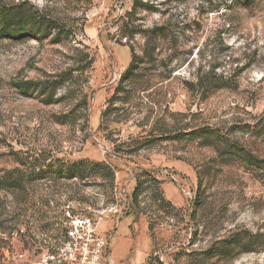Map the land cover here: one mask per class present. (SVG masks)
Segmentation results:
<instances>
[{
	"label": "rangeland",
	"instance_id": "rangeland-1",
	"mask_svg": "<svg viewBox=\"0 0 264 264\" xmlns=\"http://www.w3.org/2000/svg\"><path fill=\"white\" fill-rule=\"evenodd\" d=\"M21 2L63 32L0 38V180L29 176L19 191L0 186V264H35L60 245L67 204L108 241L123 221L120 264H264V0L0 5ZM131 48L140 80L111 105ZM80 160L105 161L113 176L48 166ZM110 243L104 264H115Z\"/></svg>",
	"mask_w": 264,
	"mask_h": 264
},
{
	"label": "trees",
	"instance_id": "trees-1",
	"mask_svg": "<svg viewBox=\"0 0 264 264\" xmlns=\"http://www.w3.org/2000/svg\"><path fill=\"white\" fill-rule=\"evenodd\" d=\"M254 0H236L238 3H242L245 7L250 6V4ZM143 5L141 0H133L132 2V9L135 10L137 6ZM53 30H57V35L59 32H63V29L60 28V25L57 23L56 20L50 18L48 15L39 12L38 10H31L30 8H27L24 3H16V4H10V5H0V38H23V37H35L38 39L48 37L51 35V32ZM147 33L150 37L157 36L160 33V29L157 27L151 28L147 30ZM148 38V37H147ZM148 45V43H147ZM144 54V53H143ZM151 50L147 51L145 53V56H151ZM143 56V55H142ZM142 57L134 53V50L131 48V59L130 62L121 75L119 82L115 88V91L111 98L109 99V104L112 105V102L114 99L118 100H128L130 98V90H128V87H132L133 85H136V82H139V78L141 77L140 74L137 72L141 69L138 65V62H140ZM72 75H68L63 78L64 81H70L72 79ZM214 86H216L217 81L215 78L210 79ZM54 83V82H53ZM33 83L31 81H22L18 84V86L23 90H30ZM44 86L40 88L39 92L40 94H43L46 92V89H50V91L47 94V97L51 99L54 96V88L53 84L51 83L50 86L45 83H34V86ZM122 94V95H121ZM108 110H105L103 112V115L106 114ZM116 152H119L118 149H115ZM242 154H244L249 161L260 162L258 165L261 167L262 161H258L255 159L254 156H252L250 153H246L242 151ZM91 167H99L101 171H103L104 177H112L113 172L110 168V164L105 161H91V162H85L84 160L72 162V163H66V164H59L57 166L55 165H48L49 167H55L58 170L56 173L58 176L71 179L76 176H84L83 169L87 166ZM264 166V165H263ZM29 167H35V165L29 166ZM44 174L41 171L39 174H35L32 178H40ZM29 177L27 174H25L20 169H13L12 171L5 174L4 177L0 180V186L4 187L6 191L14 192L19 191L23 188V186L26 184L24 178ZM135 192L133 193V195ZM163 198V197H162ZM64 231V229H62ZM227 248V245L223 243L221 245L220 250H225Z\"/></svg>",
	"mask_w": 264,
	"mask_h": 264
},
{
	"label": "built area",
	"instance_id": "built-area-1",
	"mask_svg": "<svg viewBox=\"0 0 264 264\" xmlns=\"http://www.w3.org/2000/svg\"><path fill=\"white\" fill-rule=\"evenodd\" d=\"M64 213L62 243L54 250L47 249L35 264L106 263L109 241L98 232L95 220L87 214L71 215L69 204L65 205Z\"/></svg>",
	"mask_w": 264,
	"mask_h": 264
},
{
	"label": "crops",
	"instance_id": "crops-1",
	"mask_svg": "<svg viewBox=\"0 0 264 264\" xmlns=\"http://www.w3.org/2000/svg\"><path fill=\"white\" fill-rule=\"evenodd\" d=\"M128 229L129 228H127V226H125L123 224V221H120V223L118 224L117 230H115L109 236V238L111 239V241H109V243L111 242L110 246L113 247V252L111 253V255H112V258L114 260L113 263L115 262V264H120V263H117V261H119L120 256L124 253L123 252L124 248L127 247V245L130 243V241L128 239H125V232L129 231ZM129 233H130V231H129ZM108 246H109V244H108ZM107 261H108V259H107Z\"/></svg>",
	"mask_w": 264,
	"mask_h": 264
}]
</instances>
